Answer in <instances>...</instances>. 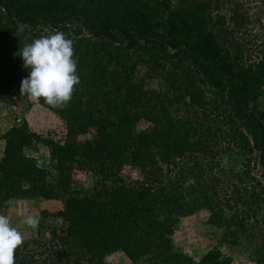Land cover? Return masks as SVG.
<instances>
[{
  "label": "trees",
  "instance_id": "1",
  "mask_svg": "<svg viewBox=\"0 0 264 264\" xmlns=\"http://www.w3.org/2000/svg\"><path fill=\"white\" fill-rule=\"evenodd\" d=\"M187 6L179 10L171 0H86L84 3L0 0V8L5 12L0 15V89L20 87L21 80L28 76L29 69L23 67V60L16 53L25 43L40 37L38 26L57 27L74 22L88 34L75 39L77 57L74 58L78 60L80 83L75 86L68 106L54 108L43 98L38 100L65 123L63 140L44 138L30 130L25 121L21 127L12 126L1 136L5 144L0 159V199L19 195L23 183L29 181L42 198L61 200L64 209L59 215L66 222V237L93 264H105V257L125 242L124 237L129 234L127 225L142 222L146 228L150 227L146 221L135 222V212L144 218L149 215L150 207L157 204L160 211L164 210L163 215L169 216L174 211L178 215L180 204L185 210L206 199L205 195L203 199L183 195L184 178L187 173L190 175L189 170L179 169L174 176H166L158 165L192 151L189 148L194 142L178 137L176 132H182L181 127L185 134L194 131L192 119L197 117L193 115L200 109L202 113L210 106L215 111L227 110V119L237 124L233 133L245 137V150L249 155H257L264 175V111L258 112L256 107L264 86V55L253 64L233 63L206 33L208 17L204 4H198L195 9ZM20 24L30 27L18 33ZM105 62L112 68L105 67ZM138 63L147 65L156 75L165 73L167 83L163 90L141 88L133 75ZM198 81L206 83L222 104L204 100L198 91ZM184 96L189 97L184 105L188 110L192 108L191 114L177 116V103ZM139 118L153 122L144 137L135 133L133 126ZM200 124H195L196 131L200 130ZM90 126L99 127L100 135L78 139ZM217 128L209 122L207 133L212 134ZM203 139L205 146H210V140ZM37 141L44 142L57 160L58 181H48L44 168L30 164V159L24 156V149ZM163 141L168 148L161 146ZM95 156L100 160L98 171L112 177L110 186H105L102 192L71 196L67 193L70 166H88ZM126 163L137 166L144 176L141 185L144 190L139 194H135L134 186L123 183L121 175L112 174L115 167L121 168ZM212 169L206 174L208 182H213L216 175L220 177ZM164 178L166 181H160ZM157 180L159 184L155 187L152 182ZM146 190H153L158 196L155 204ZM177 201L180 204L174 210L172 202ZM215 264H229V259L216 260Z\"/></svg>",
  "mask_w": 264,
  "mask_h": 264
},
{
  "label": "rangeland",
  "instance_id": "2",
  "mask_svg": "<svg viewBox=\"0 0 264 264\" xmlns=\"http://www.w3.org/2000/svg\"><path fill=\"white\" fill-rule=\"evenodd\" d=\"M77 1L84 3L86 0ZM171 1L179 10L187 5L195 9L198 4H204L205 15L208 17L206 33L227 52L233 63L247 65L263 58L264 0ZM4 14L0 8V15ZM57 30L74 43L78 37H88L82 26L74 22L57 27H37L40 37ZM104 65L112 68L107 62ZM167 66L171 67L170 64ZM133 75L143 90H163L167 83L165 73L156 75L141 63L136 65ZM198 91L204 100H216V104L220 101L204 82L198 81ZM188 100L189 97L184 96L177 103V116L191 114L192 108L188 110L184 105ZM256 107L258 112L264 111V86L256 100ZM222 108L225 107L222 105ZM202 112L200 109L193 115L197 117L192 119L194 131L185 134L184 127H181L182 132H176L178 137L194 142L189 148L192 151L174 156L168 163L159 162L158 165L162 166L166 176H174L179 169L189 170L190 175L187 173L184 178L183 195L200 199L205 195L206 199L194 203L195 206L187 208L188 210H184L180 202H172L174 210L180 204L181 213L177 215L174 211L166 216L163 215L164 210L160 211L155 204L158 196L153 190H146L156 207L151 206L149 215H144V218L135 212V222L146 221L150 227L146 228L142 222H138V225L132 223L134 226L127 225L129 234L124 237L125 242L110 253L109 264H215L216 260L223 262L225 259H229V264H264V175L257 163V155H249L245 150V137L233 133L237 124L227 119L226 109L215 111L210 106L205 113ZM23 121L30 130L44 138L63 140L65 136V123L38 100L20 95L16 85H11L7 91L0 89V139L12 126L21 127ZM209 122L218 126L212 134L207 133ZM198 123H201V128L196 131L195 124ZM151 124L152 121L139 118L133 125L135 133L144 137ZM171 129L174 131L175 128L171 126ZM238 129L242 130V127ZM99 135V127L90 126L78 139H92ZM114 137L117 136L114 134ZM204 137L210 140V146H205ZM164 142L161 146L168 148ZM2 144L0 142V159L3 156ZM50 151L44 142L37 141L24 149V156L30 159V164L44 168L48 181H54L59 177L58 162L52 158ZM92 162L88 166H70L67 193L71 196L102 192L105 186H110L112 177L107 178L106 172L98 171L100 160L97 156ZM211 167L220 177L216 175L213 182H208L206 174L211 171ZM112 174L121 175L125 185L134 186L132 188L137 189L135 194L144 190L141 187L145 181L144 176L134 164L126 163L121 168L115 167ZM189 178L197 182L194 184L195 188L191 185L185 187ZM158 181L152 182L153 186L157 187ZM160 181L166 180L164 178ZM62 185L66 186V183L62 181ZM206 189L208 192L205 194ZM215 190L217 194H212ZM20 192L19 195L13 194L9 198L0 199V215L9 217L12 226L24 239L23 245L15 252V264L29 261H33L32 264H93L77 244L66 237V222L59 215L64 209L61 200L42 198L29 181L23 183ZM225 214L229 219L227 221ZM29 215L40 217L38 228L32 229L24 224V218ZM221 220H225L224 223ZM128 251L131 255H128Z\"/></svg>",
  "mask_w": 264,
  "mask_h": 264
},
{
  "label": "clouds",
  "instance_id": "3",
  "mask_svg": "<svg viewBox=\"0 0 264 264\" xmlns=\"http://www.w3.org/2000/svg\"><path fill=\"white\" fill-rule=\"evenodd\" d=\"M29 25L20 24L17 32L22 33ZM23 60V67L29 69L27 77L20 82V95H28L34 100L43 98L44 102L54 108L68 106L80 83L77 72L78 60L75 57L74 41L57 30L49 35L25 43L16 53ZM195 183L193 178L185 182V187ZM24 224L36 229L40 224L39 216L29 215ZM21 233L12 226L11 220L0 215V264H15V252L22 246ZM110 256L105 257L109 264Z\"/></svg>",
  "mask_w": 264,
  "mask_h": 264
},
{
  "label": "crops",
  "instance_id": "4",
  "mask_svg": "<svg viewBox=\"0 0 264 264\" xmlns=\"http://www.w3.org/2000/svg\"><path fill=\"white\" fill-rule=\"evenodd\" d=\"M0 142H2L3 144H2V149H4V144H5V142H4V140L1 138L0 139ZM3 153V152H2Z\"/></svg>",
  "mask_w": 264,
  "mask_h": 264
}]
</instances>
